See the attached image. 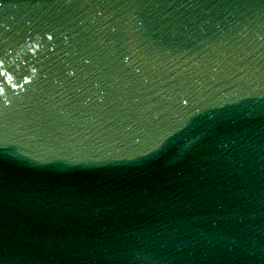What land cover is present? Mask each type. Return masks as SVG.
I'll use <instances>...</instances> for the list:
<instances>
[{
  "label": "water",
  "instance_id": "obj_1",
  "mask_svg": "<svg viewBox=\"0 0 264 264\" xmlns=\"http://www.w3.org/2000/svg\"><path fill=\"white\" fill-rule=\"evenodd\" d=\"M0 264H264V0H0Z\"/></svg>",
  "mask_w": 264,
  "mask_h": 264
}]
</instances>
